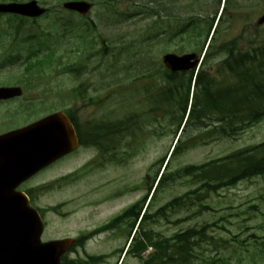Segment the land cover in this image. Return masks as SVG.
I'll return each instance as SVG.
<instances>
[{"label":"rangeland","instance_id":"obj_1","mask_svg":"<svg viewBox=\"0 0 264 264\" xmlns=\"http://www.w3.org/2000/svg\"><path fill=\"white\" fill-rule=\"evenodd\" d=\"M37 1L43 4L41 0ZM44 1L47 4L43 5L54 6L55 11L48 17L39 18L35 24L25 25L20 32L10 28L5 18L0 19V52L3 55L16 51L25 54L27 49L39 46V42L42 47L51 46L56 50L53 66L43 72L36 70L28 75L21 62L0 69V86L20 85L24 91L12 106L0 107V115H5L8 110L15 113L17 125L68 108L75 110L78 121L89 127L105 120L106 115L111 114L110 109L123 114L137 108L140 115H145L150 108L141 91L155 94L162 69L158 60L161 61V56L167 52L183 54L194 51L198 47L195 41L203 44L212 17L223 0H88L93 6L85 16V22L77 15L61 11L63 0ZM224 3V15L220 16V24L211 40V53L214 54L204 65V69H210V74L220 83L225 82L216 66L225 58L219 50L222 43H229L239 35L244 40L264 41V25H256L264 10V0H225ZM186 24L190 26L180 32ZM193 26L197 31L203 29L199 35L191 36ZM63 28H73L76 32L72 35L64 32ZM55 34L57 36L54 37ZM80 38L91 47L84 54L79 53L83 43H80ZM96 51L99 53L95 54ZM72 62L82 65L77 77L62 71L65 63ZM143 73L150 74L151 78H139ZM24 75L30 79L32 87L24 85L27 82L23 79ZM79 84L83 88L79 89L77 99L72 100L71 90ZM171 106L176 107L175 99L171 101ZM158 112L151 111L154 120L151 118L148 124L141 126L139 132L136 131L135 135L139 137L137 146L128 145L133 137L126 132L121 134L123 139L116 137L117 153L122 155L126 152L125 160L101 168L82 169L81 164L96 156V151L81 147L75 155L61 160L28 181L47 183L42 185L45 190L39 192L38 205L60 207L59 211L45 214L44 240L76 237L82 231L94 229L144 194L145 190L140 189L143 177L146 172L150 176L154 174L159 168L158 161L169 151L173 141L172 131L167 129L168 124L164 120L159 119ZM174 126L171 124L172 130ZM194 134L196 131L193 130L191 135ZM212 138L208 142H197L171 158L165 173L175 172L176 176L158 192L151 203V211L201 184L198 177L183 174L185 166L199 165L238 148L263 142L264 119L238 137ZM29 184H24L23 188ZM120 187L123 188L122 193L118 192ZM212 192L202 189L193 194L191 199L194 202L190 206L173 209L166 218L144 223V230L154 231V236L147 234L155 242L188 227L207 225L208 234L217 241L201 245L198 257L189 264H264V244L260 243L264 241L263 178L253 177L234 187L221 189L218 193ZM198 197L202 198L201 202L197 201ZM205 204L212 209L202 212L201 205ZM252 204L257 207L255 211L247 209V205ZM213 222L217 226L212 227L210 224ZM128 230L129 227L125 226L122 232L92 237L83 248H76L68 256L83 258L86 254L104 255L105 261L98 264H117V250L126 243ZM152 253H156L155 250L147 248L143 258ZM220 257L225 263L221 262ZM140 263L139 259L128 254L122 264Z\"/></svg>","mask_w":264,"mask_h":264},{"label":"trees","instance_id":"obj_2","mask_svg":"<svg viewBox=\"0 0 264 264\" xmlns=\"http://www.w3.org/2000/svg\"><path fill=\"white\" fill-rule=\"evenodd\" d=\"M41 1L47 3L44 0ZM25 20V18L19 16H9L8 21L10 25L13 24L15 31L19 32L24 27ZM33 23H35V20H33ZM234 42L236 40H233L232 43ZM36 52L37 50H29L28 54L26 53V72L43 71L44 67L51 65V58L54 55L53 51L41 59L35 58V60L31 61ZM20 57L21 55L17 52L14 58L17 61ZM69 69L71 68L68 67ZM218 72L223 75L225 82L213 81V77L207 73H202V71L197 73L194 80V100L190 106L181 135L173 147L171 158L187 150L198 141L210 140L214 136H236L244 127L264 117V43L262 44V48L255 49L253 53L238 50L234 54H229L222 61L220 71ZM192 75V71L187 75L186 73H169L168 71H164L162 75L167 87L160 89L159 96L161 102L157 110H161L159 115L161 119L165 120L168 124L176 126V131L185 116L188 91L193 78ZM139 78L150 79L151 75L143 73ZM168 94L171 101L175 99L176 102V107L174 106L173 109H170L171 114L168 113L170 106L168 104ZM111 113L114 114L116 112L112 109ZM177 113L178 115H175ZM211 113L213 115H210ZM69 115L77 127L79 136L81 139L84 138L83 142L96 146H103L106 143L111 144V142H115L116 137H122L121 134L123 132L133 137L132 141H128V145H132L133 147L137 146L139 137L135 134L139 132L141 126L148 124L147 121L143 123L145 120L143 121L142 119L146 115L132 113L130 115H109L104 121L101 120L90 127L85 126L81 128L77 124L75 112H70ZM152 118L154 120V117ZM207 119L218 124H208L209 121ZM209 125H213L211 129H208ZM193 130L196 131V134L191 135ZM131 132H134V134ZM171 158L168 160L164 171L160 175L150 198V203L142 215L139 231L135 234L133 243L128 249L129 253L139 257L142 249L148 244L153 245L156 253L152 255V258L145 261V264H188L191 260L198 257L201 245H205V242L207 245L217 241L214 236L208 234L210 231H207L209 227L207 228L206 225L188 227L183 231L172 234L170 237H164L155 242L147 234H152V232L144 230V223H150L158 218H166L167 214L171 213L173 209L187 208L194 202L191 197L197 193L196 190L173 198L156 210L151 211V203L158 192L176 176L175 172H171L170 174L165 173ZM164 159L165 155L159 160V168L155 171L153 177L148 173L146 174L145 183H148V188L145 195L133 204V206L129 207L122 216L113 219L111 224L104 228L109 229L114 227V223L121 220V217L132 218L133 221L129 220V226L130 228L134 226L135 220L139 216L160 172ZM179 171L181 169L176 172ZM183 174L198 177L202 183L199 189L207 188L209 190L228 187L242 179L255 175L264 176V142L256 146L237 149L228 155L211 159L199 166H185ZM197 201H200V199L198 198ZM201 208H205V206L202 205ZM95 258L93 256L89 257L92 262H95L93 261ZM220 258L224 262V259L222 257ZM84 263H88V261Z\"/></svg>","mask_w":264,"mask_h":264},{"label":"water","instance_id":"obj_3","mask_svg":"<svg viewBox=\"0 0 264 264\" xmlns=\"http://www.w3.org/2000/svg\"><path fill=\"white\" fill-rule=\"evenodd\" d=\"M90 6L85 1L63 3L64 8L82 14ZM45 11L35 0L0 3V12L26 17H38ZM259 22H264V14ZM193 58V54H166L163 61L173 71L189 70L197 62ZM19 94L17 87L0 89V97ZM76 145L72 126L61 112L0 136V264H59L61 254L70 247V239L40 241L41 219L25 194L15 188Z\"/></svg>","mask_w":264,"mask_h":264},{"label":"flooded vegetation","instance_id":"obj_4","mask_svg":"<svg viewBox=\"0 0 264 264\" xmlns=\"http://www.w3.org/2000/svg\"><path fill=\"white\" fill-rule=\"evenodd\" d=\"M218 4H219V2H218ZM217 6H218V5H217ZM218 9H219V8H217V11H218ZM217 11H216V12H217ZM216 12H215V13H216ZM224 12H225V9L223 8V15H224Z\"/></svg>","mask_w":264,"mask_h":264}]
</instances>
